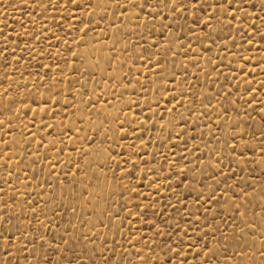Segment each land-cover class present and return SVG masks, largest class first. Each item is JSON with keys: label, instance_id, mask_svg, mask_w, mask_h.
<instances>
[{"label": "rangeland", "instance_id": "rangeland-1", "mask_svg": "<svg viewBox=\"0 0 264 264\" xmlns=\"http://www.w3.org/2000/svg\"><path fill=\"white\" fill-rule=\"evenodd\" d=\"M0 122V264H264V0H0Z\"/></svg>", "mask_w": 264, "mask_h": 264}, {"label": "snow or ice", "instance_id": "snow-or-ice-1", "mask_svg": "<svg viewBox=\"0 0 264 264\" xmlns=\"http://www.w3.org/2000/svg\"><path fill=\"white\" fill-rule=\"evenodd\" d=\"M73 2H75V0H73ZM130 2H131V0H130ZM161 2L163 3V0H161ZM170 2L172 3V4H176L177 3V0H170ZM200 3V0H197V5ZM223 3L224 4H231L232 3V0H223ZM220 6H222V5H218V8L220 7ZM176 11H181V9L180 8H176ZM233 19H235V17H233ZM205 23V25L207 26V24H208V21H205L204 22ZM0 123H3V122H0ZM234 147V146H233ZM214 196H215V193H213L211 196H209L208 197V201L210 202L213 198H214ZM161 233H158V235H160ZM177 255H179V252H177Z\"/></svg>", "mask_w": 264, "mask_h": 264}]
</instances>
